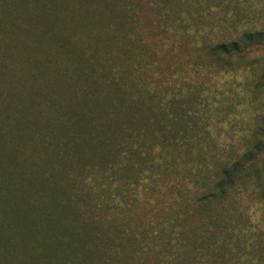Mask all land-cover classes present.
I'll return each instance as SVG.
<instances>
[{
    "label": "rangeland",
    "instance_id": "obj_1",
    "mask_svg": "<svg viewBox=\"0 0 264 264\" xmlns=\"http://www.w3.org/2000/svg\"><path fill=\"white\" fill-rule=\"evenodd\" d=\"M33 1L34 4L32 0H26L19 9L17 0H0V89L5 84L0 112H5L4 106H7V111H23L25 116L29 117L28 113H32L38 117L37 121L29 123L31 137L26 140V135L24 138L27 144L22 142L23 137L16 135L21 127L10 125L7 130V125H2L1 168L5 171L12 169V175L21 174L24 177L32 172L29 176L37 178V181L43 174L47 175L48 170L46 172L23 161L25 157L38 160L41 151L51 148L57 138L63 137L56 128L58 117L66 105L86 103L87 107L96 106V111L105 108L104 119L116 112L117 116H121L124 112L108 105L111 97L104 88L108 76L119 75L122 84L132 82V91L135 88L141 91L140 86L150 82L157 97L172 91L191 93L193 90L196 92V113L188 126H193L201 135L196 145L200 147L198 150L194 151L195 146L191 143L190 152L175 157L173 165H167L166 169L159 167L156 178L138 182L132 181L129 171L113 174L106 164L107 172L101 176L100 184L92 179L100 175L93 174V169L77 180L80 171L89 167L85 163L83 168L82 164L78 167L73 163L64 190H76L92 184H97L96 188H99L100 185L106 203L102 201L98 203L99 207L94 206L100 220L97 225L101 226L98 231L103 234L112 232L114 226L120 224L132 231L137 226L151 229V222L158 214L170 218L171 211L178 206L192 208L180 224L185 249L176 264H264V43L244 50L242 66L239 67L234 63L235 56L229 61L223 57L203 61L197 58L195 47L188 43L192 34L197 38L199 31H208L213 37L220 32L238 31L227 30L224 19L236 22L238 29L246 24H264V0H194L189 7L180 5L178 13L167 15V21L164 17L160 18L157 7L150 5L148 0ZM43 1H54L53 5L57 7L54 10L61 15L59 23L53 27L40 16ZM164 1H170L171 6L178 0ZM25 6L30 9L25 10ZM133 10L138 11V15L131 18ZM55 11L50 14L51 17ZM16 12L14 17L11 16ZM206 26H209L208 30H205ZM72 47L82 49L81 53L69 52L72 62L76 65L88 62L81 74L77 71L76 75L72 71L75 68L69 69V62L61 61L58 49ZM75 55H80V60L74 58ZM41 62L45 63V68L40 67L43 66ZM137 64L143 67L130 72V68L135 69ZM206 66H210L212 77L206 75ZM11 68L14 69L12 75ZM71 73L74 74V81L76 79L80 83L81 90L72 92ZM22 77H28V81L23 82ZM45 85L51 95L57 97L56 102L51 97H38L36 89ZM7 89L12 93H7ZM152 99L154 101L156 97ZM28 101L32 103L26 108ZM10 142L23 145L19 154L12 158H8L9 148L14 146ZM63 150L64 145L59 144L54 152L61 153ZM164 159L170 160L168 155ZM94 162L91 163L93 166L98 165L97 160ZM234 162L239 167L238 179L229 189L225 201L204 207L192 205L189 199L196 194V189L203 188L202 178L215 171L218 173L222 166ZM143 166L144 171L150 170L149 164L144 163ZM59 174L65 176V172ZM194 178L196 184L192 183ZM12 182L15 181L8 176V184L0 181V264L65 263V260L60 262L58 255H49L48 252L54 248L50 244L56 245L53 240L40 243L37 232L32 233L34 229L26 232V227H33L32 224L37 222V211L42 204L38 205L39 200L35 198L41 199V192L45 190H40L36 184V189L32 191L34 183L24 194L11 189ZM114 185L120 189V196L132 199V205L126 203L127 206L122 207V203H117L112 210L113 202L108 200L107 191ZM52 186L51 183L44 187L51 192L49 187ZM24 195L33 200L29 207L34 209L31 213L35 221L25 225L21 232L19 225L7 223V214L8 207L14 206L9 200H17ZM22 204L25 209L23 199ZM9 227H12L11 231ZM20 233L24 234L21 236ZM195 234L203 242L200 250L194 253L191 248ZM16 235L20 236L19 239L15 238ZM9 237L13 238L12 245H7ZM58 239L62 240L61 244L57 243L59 255L62 251L70 254L64 243V240L71 242L69 236H58ZM102 250L106 248L97 249L93 264L104 262ZM136 258L130 254L121 264H140ZM142 258L143 264H157L152 255ZM161 264H164L163 260Z\"/></svg>",
    "mask_w": 264,
    "mask_h": 264
},
{
    "label": "trees",
    "instance_id": "obj_2",
    "mask_svg": "<svg viewBox=\"0 0 264 264\" xmlns=\"http://www.w3.org/2000/svg\"><path fill=\"white\" fill-rule=\"evenodd\" d=\"M241 1L245 2V0ZM23 2H26V0H17V8L21 9L20 5ZM34 2L32 0L33 4ZM53 2L43 1L41 4L45 5L40 4V7H43V12L40 16L45 23L51 25L50 27L58 24L61 16L54 10L57 7L53 5ZM148 3L157 7L160 18L164 17L165 21H167V15L178 13L180 5L189 7L194 3V0H178L174 5L171 4V6L170 1L164 0H148ZM12 9H15L14 6H12ZM27 9L30 8L25 6V10ZM54 11L55 14L51 17L50 14ZM58 11L61 13L60 7ZM16 14L17 12L11 16L14 17ZM136 15H138V11L133 10L131 18L136 17ZM225 15L226 13L223 14V16ZM53 19L54 21H52ZM224 21L227 30L238 31L227 34L220 32L216 37H213L208 31H199L197 38H194L195 34H192L188 43L192 45L191 47H195L198 51L197 58H201L203 61H211L217 57H223L225 61H229L235 56V65L238 67L242 66L243 51L249 47L264 43V24L259 26L246 24V26L238 29L236 22H229L228 19V22L225 19ZM208 28L209 26H206L205 30H208ZM42 34L43 32H41ZM174 37H176L175 34ZM58 51L61 54V61L69 62L68 66L69 69L71 68L70 70L75 68L76 70L72 71L76 75L77 71H79L78 74L83 73L82 68H85L88 62L85 61L82 64L76 65L68 57L69 52L77 51L81 53V48H61ZM55 57L57 59L58 55L56 54ZM73 57L80 60V55ZM41 64L43 66L41 65L40 67L45 68V63L41 62ZM142 67V64H137L135 69L132 67L129 71H138ZM205 70L207 71L206 75L210 76L212 74L210 66H206ZM10 71V75H12L14 69L11 68ZM60 73L62 75L63 71H59ZM71 74L73 77L72 92L81 90L80 83H77L76 79L74 81V74ZM10 75L7 74V77L9 78ZM21 80L27 82L28 77H22ZM4 86L5 84L2 86L3 89H0L1 104L2 99H4L1 97ZM133 86L132 82L128 85L122 84L119 75L108 76L104 87L105 92L111 97L109 99L111 104L108 103V105L109 108L110 105L113 106L114 110L116 108L118 112H124L121 116H117L116 112V114L107 115V118L104 119L102 116L105 108L96 111V106L87 107L86 103L80 106L66 105L64 111L59 116L60 119L58 117V127L56 128V131L60 132L63 137L57 138V141L51 148L41 151L42 154H40L38 160L32 161L27 159V157L24 158V163H28L35 168H43L46 172L49 171L47 175L43 174L38 181L37 178L29 176L33 174L32 172H29L27 177H24L21 174L12 175V169L5 171L1 168L3 163H1L2 159H0V181H6L7 183V176L12 178L15 182H12L13 186L11 189L14 188L13 190L16 189L20 193L26 194L28 188H31L35 183L32 191L36 189V184H38L37 188L45 190L41 192V199L34 194L35 199L39 200L38 205L42 204V207L38 208L36 225L33 223V227H29L28 229L26 227V232L34 229L32 233L37 232L39 236L37 240L40 243H47V241L53 240L57 246L50 244V247L54 246V248L53 251L48 253L51 257L58 255L61 258L60 262L65 260L63 264H93L94 260H96L95 257L99 247L101 249L103 247L106 248L105 251L102 250L104 261L102 264H121L130 254H134L140 264H143L142 259L144 258L142 256L145 255L154 256L157 259V264H161L162 260L164 264H176L177 259H179V256L185 249L182 242L180 224L187 211H191L192 208L178 206L171 211L170 218H165L162 217V214H158L155 220L151 222L153 225L151 229L137 226V230L132 231L129 227L120 224L114 226L112 232L103 234L98 231L101 226L97 225V222L100 220L96 207H99V202L102 203L104 201L103 196L105 195V193H102L100 185L99 188H96L97 184H92L83 188H77L76 190L74 188L64 190V183L68 180L73 163L77 164L78 167L82 164V168L85 163L89 167L88 170L80 171L81 174L77 180L81 179L82 176H86L93 169V174L100 175L92 179L100 184V181H102L101 176H104L107 172L106 165H108V169L110 168L109 170L113 174L115 172L125 173L129 171L133 177L132 181L138 182V180L145 181L148 178H156V173L160 169L159 167H165L164 169H166L167 165L172 164V160L175 157L190 152L189 146H191V143L195 146L194 151L200 148L196 147V145L199 144L198 142L201 140H199V136L201 135L197 134L198 132L192 128L193 126H188V122L192 121L196 113V104L194 106L195 91L192 90L191 93L172 91L157 97L153 91L154 87L150 82H145L141 85V91L136 88L132 91ZM36 90L39 91V98L51 97V99L54 98V102L57 101V97L51 95L52 92L48 90L46 85L44 88H37ZM7 93H12V91H8L7 89ZM152 97H156V99L153 101ZM22 98H25V96H22ZM9 101L10 99L7 100V102ZM31 103L29 101L26 102V108ZM3 104L5 105V101H3ZM4 109L5 112H0V139L4 136L2 125L6 124L7 130L10 128V125L21 127L18 133H16L17 137H23L24 139L27 135L26 140H28L31 137L29 123H34L38 117H35L32 113H28L29 117L25 116L23 115V111H7V106H4ZM130 124H133L134 127L131 128ZM152 127L153 129H151ZM26 140L24 139L22 142L27 144ZM12 144L10 142V145ZM59 144L64 145V150L61 153L55 154L54 151ZM10 145L9 147H12ZM13 145L12 148H9L8 158L17 156L19 149L23 146ZM5 154L2 156L4 157ZM167 155L170 160L165 161L166 159L164 158H167ZM94 160H97L98 165H92L95 163ZM159 160L160 162H158ZM144 163L150 165V172L142 169L145 167L143 166ZM236 164L234 162L230 165L222 166L218 173L215 171L209 176H204L202 178L203 181H201L203 188L196 189V194L189 199L191 204L196 207H204L209 204L218 205L223 203L229 189L232 188L238 179L239 167ZM7 172L12 176L8 175ZM59 172H65V176H61ZM196 181L194 178L192 183L196 184ZM51 183L54 186L49 187V190H51L49 192L44 186H49ZM111 190L106 191L108 192V197H110L108 200L110 203L113 202L112 210L118 205L117 203H122V207L126 203L132 205V199L128 200L120 196V189H117V185H114ZM27 196L29 195L16 198L17 200H9L11 205L14 206L8 207V210H10L8 211L9 214H7V219H9L7 223L12 226L19 225L21 232L25 225L35 221L32 220L33 214L31 213L34 209L31 210L29 207L33 200L27 199ZM262 196L264 197V186L262 188ZM22 199L25 202V209L21 207L23 205ZM104 202L106 203V201ZM9 228L11 231L12 227ZM28 233L32 234L31 232ZM23 234L20 233L21 236ZM63 235H67L70 238L71 242L64 240L70 254L62 251L59 255L58 244H61L62 240H59L58 236ZM19 237L15 236L17 239ZM12 239L9 237L8 241L7 238V245L9 243L12 245ZM202 242L203 240H201L200 236L195 234L192 239L191 250L194 253L198 252ZM194 259L198 260L196 257Z\"/></svg>",
    "mask_w": 264,
    "mask_h": 264
}]
</instances>
